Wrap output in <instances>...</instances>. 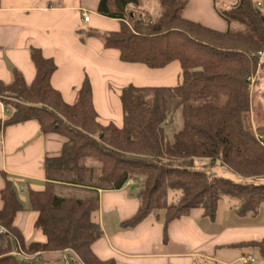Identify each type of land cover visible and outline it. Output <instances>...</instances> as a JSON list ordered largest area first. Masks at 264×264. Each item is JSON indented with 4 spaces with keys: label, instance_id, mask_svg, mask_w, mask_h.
Here are the masks:
<instances>
[{
    "label": "trees",
    "instance_id": "1",
    "mask_svg": "<svg viewBox=\"0 0 264 264\" xmlns=\"http://www.w3.org/2000/svg\"><path fill=\"white\" fill-rule=\"evenodd\" d=\"M189 0H157L164 12L153 18L145 0H99L97 13L120 21L116 31L79 29L81 38H98L115 49L119 60L163 68L178 61L182 81L177 86H135L120 89L123 124H102L93 105L92 86L85 76L73 104L51 84L57 65L39 48H30L35 68L31 83L18 69L11 80H0V101L7 113L0 130L34 120L42 134L63 139L57 155L43 161L45 186L30 190V209L43 242L25 243L13 224L24 207L13 183L4 176L0 190V264H43L37 253L71 251L72 264H116L92 250L102 230L94 219L100 189L117 190L134 182L136 212L121 221L138 225L163 210V239L171 222L202 208L214 220L218 203L232 201L239 216H256L264 205V139L245 123L252 92L264 71V0H237L214 9L228 25L218 30L184 17ZM213 103L207 97L217 99ZM204 100V102H200ZM180 111L181 127L174 125ZM220 165L243 177L239 183L212 175ZM255 249L264 264V237L233 244ZM194 264H206L197 261Z\"/></svg>",
    "mask_w": 264,
    "mask_h": 264
},
{
    "label": "crops",
    "instance_id": "2",
    "mask_svg": "<svg viewBox=\"0 0 264 264\" xmlns=\"http://www.w3.org/2000/svg\"><path fill=\"white\" fill-rule=\"evenodd\" d=\"M98 2L0 0V80L8 83L11 70L15 68L22 73L26 83H31L35 68L30 59V48H39L57 65L51 84L65 102L73 104L77 100L78 88L87 76L98 120L102 124L113 122L122 126V87L128 84L177 86L182 81V69L178 61L156 69L141 63L123 62L119 60L117 50L103 48L98 38L89 36L83 40L79 29L116 31L121 26L119 20L97 13ZM212 3L213 0H190L182 15L192 20L199 15L202 17L200 23L225 30L223 19ZM85 14L88 15L87 21L84 20ZM6 113L0 101V119ZM258 133L264 139L259 129ZM62 143L63 139L55 134H42L34 120L1 129L0 190L4 186V176L12 181L17 197L18 191L25 189L28 193L30 190H42L46 182L44 158L57 155ZM134 185L129 181L117 190L98 191L99 207L93 217L102 234L92 244L98 258L114 260L116 264H194L197 261L230 264L234 260L225 257L222 251L226 249L235 252L234 256L240 253L239 259L243 264L255 263L249 252L233 244L263 238L264 226L241 224L239 220L243 219L221 202L214 220H209L202 208H193L187 216L171 222L166 240L163 239L164 211L161 210L152 212L135 227L123 228L121 221L131 217L138 208ZM2 206L0 196V209ZM23 207L13 224L20 230L26 244L43 242L45 236L34 225L37 213L30 209V204ZM216 249L222 253L218 254ZM36 256L43 264H72L70 258L74 253L65 250L37 253ZM246 256L254 260L244 263L241 258Z\"/></svg>",
    "mask_w": 264,
    "mask_h": 264
},
{
    "label": "rangeland",
    "instance_id": "3",
    "mask_svg": "<svg viewBox=\"0 0 264 264\" xmlns=\"http://www.w3.org/2000/svg\"><path fill=\"white\" fill-rule=\"evenodd\" d=\"M236 1L237 0H215V4L219 8H228V7H230V5L232 3L236 2ZM253 1H258V0H253ZM189 2H190V0H189ZM212 4L214 5V0H213ZM144 7L146 8V10L149 12V14L153 18H156L157 16H159L160 14H162L164 12V9L158 4L157 0H145ZM184 10H185V8H184ZM183 13L184 12L182 10L181 14H183ZM195 18H197V19H194V20H197V21H199V19L202 20V17H199V15H197V17H195ZM222 21L224 24L223 29H227V28L238 29L239 28V25L237 23H231L230 25H228L225 20H222ZM199 22H201V21H199ZM258 76H259L258 83L254 87L253 92H252L251 111L248 115H246L245 123L251 129H253L255 135L259 139H262V137L258 133V129H259V132H262L264 134V71H261L258 74ZM180 81H181V79H180ZM207 100H210L213 103H221L224 100V96L221 94L218 96L217 99H214V97L210 96V97H207ZM200 102H204V100H202ZM181 124L182 123H181L180 111H177L175 114L174 125L178 129L181 127ZM256 132H257V134H256ZM211 174L216 175V176H222V177L230 178L231 180H233L235 182H239V183L245 182L243 177L239 176L238 174L232 172L231 170H229L227 168L221 167L218 164L214 165V167L212 168ZM18 198L20 199V201L23 205H29L28 191L26 189L24 191H18ZM219 202H221V205H223V206L225 205L226 207L233 209L232 201L229 198L225 197L222 200H220ZM161 211L163 212V210H161ZM258 214L256 216H239L238 215L239 218L243 219V220H239V221L241 222V224H245V225H249V226H251V225L254 226L255 224L264 226V205H262L260 207ZM245 221H247V222H245ZM252 222H254V223L252 224ZM241 249L245 250V252H249V254L255 259V263H253V264H261L262 263L261 256L257 250L250 249V248H248V250H247L246 247H243ZM216 251L218 254L223 252L225 257L228 258V260H234L230 264H243L239 259L240 253L237 256H234L235 252H231L230 250L225 249L224 251L221 252L220 249H216Z\"/></svg>",
    "mask_w": 264,
    "mask_h": 264
},
{
    "label": "built area",
    "instance_id": "4",
    "mask_svg": "<svg viewBox=\"0 0 264 264\" xmlns=\"http://www.w3.org/2000/svg\"><path fill=\"white\" fill-rule=\"evenodd\" d=\"M84 20L87 21L88 20V15H84ZM6 233V230L3 228V227H0V234H5ZM241 260L244 262V263H248V262H252L254 259L250 256H246V257H243L241 258Z\"/></svg>",
    "mask_w": 264,
    "mask_h": 264
}]
</instances>
